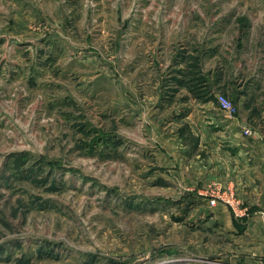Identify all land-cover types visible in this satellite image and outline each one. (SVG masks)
I'll use <instances>...</instances> for the list:
<instances>
[{
	"label": "rangeland",
	"instance_id": "1",
	"mask_svg": "<svg viewBox=\"0 0 264 264\" xmlns=\"http://www.w3.org/2000/svg\"><path fill=\"white\" fill-rule=\"evenodd\" d=\"M178 72H211L209 87ZM199 94L220 115L217 95L237 105L233 130H264V0H0V264L239 258L194 212L211 153L189 124L172 127L185 151L170 138L172 119L206 114Z\"/></svg>",
	"mask_w": 264,
	"mask_h": 264
},
{
	"label": "crops",
	"instance_id": "2",
	"mask_svg": "<svg viewBox=\"0 0 264 264\" xmlns=\"http://www.w3.org/2000/svg\"><path fill=\"white\" fill-rule=\"evenodd\" d=\"M195 52L197 49L181 51L186 57H195ZM183 54L179 53L177 56L183 58ZM187 61L178 58L177 63L182 68ZM178 73L182 78L175 80L184 81L187 84L184 86L189 89L194 75L186 74L185 77L182 72ZM192 102L194 105L206 107L200 109L206 114L194 108L192 112L184 113L182 117H176L169 123L170 132L172 131L170 138L178 143L176 147L180 152L185 151V148L179 141L186 137L185 133L180 132L187 130L180 127L172 129L178 121L190 125L188 132L198 142L195 147L198 156L202 152L211 153L207 160L201 158L194 162L199 193L194 212L199 218L207 217L215 221L216 226L221 229L219 233L240 247L236 249L239 258L218 260L226 264H264V130L255 127L258 131L249 140L241 135L244 125L249 126L245 120L237 118L242 130L235 131L232 129L235 117L232 118L226 113L220 115L212 98L194 96ZM184 105L185 103H181L178 107ZM203 119L204 122H201ZM210 126L213 129H208ZM213 183L219 188L223 187L226 192H234L236 201L230 204L219 200L215 205H210L203 188Z\"/></svg>",
	"mask_w": 264,
	"mask_h": 264
},
{
	"label": "built area",
	"instance_id": "3",
	"mask_svg": "<svg viewBox=\"0 0 264 264\" xmlns=\"http://www.w3.org/2000/svg\"><path fill=\"white\" fill-rule=\"evenodd\" d=\"M217 100L220 104V107L224 109L226 112H228L230 115H234L238 113V107L237 105L230 100L226 95L224 94H219L217 95ZM243 131L246 135H254L256 131L248 125H244ZM225 201L227 203L233 204L231 198H225ZM218 202V196L211 195L209 199V203L212 205H215Z\"/></svg>",
	"mask_w": 264,
	"mask_h": 264
},
{
	"label": "trees",
	"instance_id": "4",
	"mask_svg": "<svg viewBox=\"0 0 264 264\" xmlns=\"http://www.w3.org/2000/svg\"><path fill=\"white\" fill-rule=\"evenodd\" d=\"M196 60H197V62L198 63H196L195 65L198 67V65L200 64V62H199V60H198V57L196 58ZM191 72H193V71H191ZM192 74V73H191ZM207 75H211V72H208V73H206V72H203V74H202V72L201 73H199V72H196V74L193 76V78H192V82H193V86H191L190 84H189V89H191V91L192 92H194V93H197L198 91H202V90H205V89H207L209 86H208V81H207V78L205 77V76H207ZM207 83V84H206ZM199 93V92H198ZM197 93V94H198ZM204 93V92H203ZM197 96V95H196ZM198 97H201L200 96V94H199V96ZM217 99V98H216ZM253 128V127H252ZM254 130H255V128H253Z\"/></svg>",
	"mask_w": 264,
	"mask_h": 264
}]
</instances>
